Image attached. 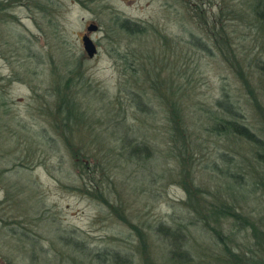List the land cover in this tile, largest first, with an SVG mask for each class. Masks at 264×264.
Masks as SVG:
<instances>
[{
  "label": "rangeland",
  "instance_id": "1",
  "mask_svg": "<svg viewBox=\"0 0 264 264\" xmlns=\"http://www.w3.org/2000/svg\"><path fill=\"white\" fill-rule=\"evenodd\" d=\"M83 1L12 0L5 13L0 15V35H4V38L0 37V264H87V254L84 253V256L81 250L72 252L67 246L70 242L92 252V255L106 251L116 252L122 257L128 255L132 264H186L183 258L180 263L171 261L170 253L175 249L173 241L169 235L159 232L157 227L161 224L173 228L177 223H189L182 209L185 195L179 185L170 180L171 173L177 169L172 160L162 157L146 165L139 163L135 167H127L126 174L118 175V190L127 193V196L121 194L125 209L121 217L114 215L93 197L72 191L81 182L72 167L70 156L64 151V140L54 132V122L46 113L55 102L54 90L60 84L54 68L58 66L57 58L53 55L57 48L51 35L53 25H49V18L52 23H60L58 29L68 56L77 59L81 55L85 58L83 79L75 84L79 83L76 97L84 106L86 95L90 96V109L85 108L84 111L93 115L91 121L95 122V131L86 134L95 135L96 138L101 135V139L97 138L99 142L109 141L111 147L117 149L122 146V138L115 125H120L124 117L125 124L132 129L138 126L143 128L142 133L134 132L141 136L133 137V140L165 149L167 123L163 116L167 108L162 100L166 95L170 97L171 93L163 87L157 92L163 98L158 96L156 99L151 89L154 83L145 84L147 99L143 98V102L158 119L156 123H141V115L135 117L132 114L135 108L131 107L127 94L137 92L138 87L136 78H133L136 83L133 85L131 80L123 77L125 67L117 59L122 50H119V41L108 30L114 16L145 24L154 23L162 29L171 45L169 48L161 46V51L171 55V60L178 63L174 71L168 70L170 77L165 78L164 82L173 83V92L177 91L178 85L180 90L189 88L179 90L175 95L186 112L194 110L190 100L196 104V110L213 109L217 100L224 99L222 93L225 92L238 100L242 109H246L244 100L248 97L231 69L233 59L227 51L222 54L218 52L215 39L218 32L226 33L225 37L233 45L237 58L243 59L244 55L240 53L247 42L242 37L250 34L224 20L222 26L215 21V28L213 20L216 13L228 7L232 0H179L178 3L172 0ZM34 2L40 6L47 3V13L53 16L40 13L34 8ZM188 3L191 10L186 8ZM90 24L96 25L98 30L87 33L86 28ZM231 29H237V32L232 35ZM12 35L13 39H10ZM84 35H88L97 48L96 56L91 60H88L82 47ZM190 35L201 43L206 42L207 51L189 46ZM9 40L11 45L7 43ZM123 42L122 45L126 41ZM132 44L127 50H133L136 42L132 40ZM56 54L61 59L60 53ZM255 54L264 61L262 43L257 45L253 57ZM64 63L59 64L61 70ZM139 64L133 67L139 70ZM244 69L250 72L248 67ZM256 70L255 65L254 76L258 78L255 88H258V94H263L264 78ZM184 92L190 93L191 98H184ZM260 99L264 105V98L260 96ZM200 113L204 115L202 111L197 114ZM243 115L244 123L264 138V133L258 130L261 122L258 124L257 121L260 120L255 116L253 118L250 111L243 113L242 110V123ZM202 129L201 124L197 123L195 133L201 136L199 142H205V149H199L195 161V185L200 188L208 186L213 194L214 185L223 181L220 180V171H214L211 164L219 169L226 167L218 158V153L229 155V147L223 137L210 136ZM91 141V138H74L72 142ZM156 164L158 168L154 173H147L145 177L142 175L146 172L141 170L142 166L151 169ZM115 165V169L124 167L120 163ZM96 179L100 180L101 176L97 175ZM121 179L127 183V187L121 183ZM87 183L88 179L84 177V186ZM262 193L256 192L259 205L253 206L252 210L264 207ZM207 200L218 204L214 197ZM225 200L229 202L225 197L220 201L224 203ZM259 225L264 229L262 223ZM237 228L229 222L222 224L223 235L227 236L232 229L235 237V242L227 241L229 248L243 254L253 247L254 241L250 229H246L245 233ZM34 239L40 242L41 247H29V242ZM194 239L195 235L190 237L186 245L188 250L191 245L201 244ZM211 244H217L216 248L222 249L217 239L211 240ZM213 246L212 250L215 249ZM214 255H217L216 249ZM214 255L200 257V254L191 253L189 264H217Z\"/></svg>",
  "mask_w": 264,
  "mask_h": 264
},
{
  "label": "trees",
  "instance_id": "2",
  "mask_svg": "<svg viewBox=\"0 0 264 264\" xmlns=\"http://www.w3.org/2000/svg\"><path fill=\"white\" fill-rule=\"evenodd\" d=\"M11 1L0 0V15L5 13ZM172 1L179 2V0ZM82 3L84 4V1ZM190 3L186 5L189 10H191ZM194 5L196 8L198 7L197 4ZM33 6L42 14H51L47 13V3L40 6L34 2ZM216 14V19L213 20L215 28H217L215 21L222 26L224 20L231 22L234 27H238L237 29H245L250 34L242 37L243 41L247 42H245V46L243 45V52L240 53L242 56L244 55L243 59L237 58V54L232 49L233 45L225 37L226 33L218 32L215 39L218 52L222 54L227 51L233 59L231 69L242 83L243 92L248 97L244 100L245 110L242 109L238 100H234L231 94L225 92L222 93L224 99L217 100L213 109L200 108L196 110V104L190 100L194 110L186 112L181 101L175 97L176 92L180 90L179 85L177 91L173 92L171 90L173 83L171 81L164 82L165 78L170 77L168 70L174 71L178 63L176 60H171V55L168 56L161 51V46L169 48L171 45L162 29L160 30L158 25L154 23L145 24L114 16L108 30L112 37L119 41V50H122L118 53L117 59L125 67L123 77L125 80L126 78L131 80L133 85L136 84L133 82V78H136L138 87L137 92L127 94L131 107L136 110L132 114L135 117L140 114V118H143H139L141 123H156L158 119L156 114L151 112L143 102V98L147 99L145 84L154 83L151 89H153V95L156 99L158 96L163 98L160 93L157 95V92H160V89L163 90V87L171 93L170 97L166 95L162 100L163 103H166L167 108V113L165 112L164 116L162 114L163 120L165 119L167 123L166 137H164V141L167 139L165 149L163 150L161 146L153 147L145 142L140 144L133 140V137L141 136L135 135V133L141 132L143 128L138 126V128L132 129L125 124L126 117L120 121V125H115L122 138V146L119 149L111 147L109 141L99 142L100 140L97 138L101 139V135L96 138L95 135L86 134L95 131L93 126L95 122L91 121L93 115L90 113L88 115L84 111L85 108L90 109V103L88 104V97L90 96L86 95L87 98L85 96V106L76 97L79 94L77 87L83 79L85 58L81 55L77 59L68 56L67 48H63L64 42L58 29L60 23L58 21L52 23L51 18H49V25H53L51 35L57 48L53 55L58 62V66L56 65L54 68L57 70L56 74L59 76L60 84L54 90L55 102L50 105L46 113L54 122V132L64 140V151L70 156L72 167L78 174L79 182H81L80 186L74 187L72 191L93 197L118 217H121L123 210H125L121 194L127 196V193L118 190L120 188L118 187V175L126 174L129 166L135 167L139 163L146 165V163L152 160L158 161L162 157L164 160L168 158L175 163L177 169L171 173L170 180L179 185L185 195L182 209L189 218V223H177L173 228L163 227L161 224L157 226L159 232L165 236L169 235L170 240L173 241L172 244L175 249L170 253L172 262L180 263L183 258L186 259V264H189L191 253L200 254V257H207V255H214L216 249L217 255H214L216 258L214 260L217 264H264V229L259 225L261 223L264 225V207L252 210L253 206L259 205V199L255 197L256 192L263 191L262 194H264V138L244 123V115L243 123L240 121L242 110L243 113L250 111L253 118L255 116L260 120L257 122L258 124L261 122L262 126L260 125L258 130L264 133V105L263 100L260 99V96L264 98V93H257L258 88H255V84L258 83V78L254 76L256 75L254 71L256 65V71L264 78V61L257 58V54L255 57L252 55L257 49V45L261 43L262 46L264 45V0H232L228 7H223ZM211 23L212 20L210 25ZM237 29H231L232 35L237 32ZM0 37L4 38V35H0ZM190 38L191 40L187 43L189 46L202 52L207 51L206 42L201 43L193 35H190ZM10 39H13V35ZM132 40L136 42V46L133 50H127L133 46ZM123 41H126L124 45H122ZM256 42L258 44H255ZM7 43L11 45V40ZM159 45L160 47H158ZM123 48L126 50L124 51ZM56 53H60L61 59ZM91 59L88 58V60ZM63 62L65 63L63 70H61L59 64ZM136 63H140L139 70L133 67ZM245 67H248L250 72L246 71ZM78 80L79 83L75 84ZM188 89V87L181 88L182 91ZM183 95L184 98L185 96L191 98L190 93L184 92ZM199 111L204 112V115L197 114ZM197 123L203 127V133L223 137L229 147V155L224 153L219 155L218 153V158L226 164V167L219 169L216 165L211 164L214 171H220V177H222L220 180L223 181L222 184L214 185L213 194L207 185L203 188L195 185V161L199 149L204 148L205 144V142L198 141L201 136L195 133ZM74 138L83 140L84 138H91L92 141L74 144L72 142ZM91 160L93 161L91 162ZM118 163L124 167L115 169V164ZM157 168V164L151 169L142 166L141 170L146 171L142 175L145 177L147 173L148 175L149 173L152 174ZM158 170L160 172V169ZM112 172H116V174L113 175ZM97 175L101 176L98 181ZM84 177L88 179L86 186H84ZM121 183L126 184L127 187V183L123 179H121ZM121 189L127 191L125 187ZM117 190L120 192V196ZM210 197H214L218 204L209 202L207 198ZM222 197H225L229 202L225 200L226 202L222 203ZM111 198L114 202L111 201ZM225 222H229L230 225L238 227V230H243L245 233L246 229H250L254 243L248 252L242 254L229 248L227 241L235 242V237L232 234V229L229 230L227 236L223 235L222 224ZM193 235L201 244L194 246L196 248L191 245L190 250H188V241ZM202 236L204 238H200ZM215 239L222 245V249H217V244L215 246L209 245L211 240ZM67 246L72 252L81 250L84 256L87 254V264H94L93 262L132 264L128 255L122 257L116 252L108 251L103 254L92 255V252L86 251L75 242L67 243ZM212 246L215 248L214 250H212ZM29 247L33 249L41 247L40 242L36 239L31 240Z\"/></svg>",
  "mask_w": 264,
  "mask_h": 264
},
{
  "label": "water",
  "instance_id": "3",
  "mask_svg": "<svg viewBox=\"0 0 264 264\" xmlns=\"http://www.w3.org/2000/svg\"><path fill=\"white\" fill-rule=\"evenodd\" d=\"M98 30V27L94 24L88 25L86 28L87 33H94ZM82 47L88 58H93L97 53V48L95 44L91 41L88 35H84L81 39Z\"/></svg>",
  "mask_w": 264,
  "mask_h": 264
}]
</instances>
